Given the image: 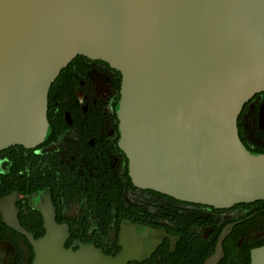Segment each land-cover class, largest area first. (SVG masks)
<instances>
[{"label": "water", "instance_id": "95a60500", "mask_svg": "<svg viewBox=\"0 0 264 264\" xmlns=\"http://www.w3.org/2000/svg\"><path fill=\"white\" fill-rule=\"evenodd\" d=\"M79 55L122 74L120 147L135 186L216 208L264 199V153L239 128L264 92V0H0V152L44 141L51 86ZM48 203L40 238L4 212L33 264H126L160 243L141 250L122 234L115 255L94 242L67 247L70 227ZM251 264H264V245Z\"/></svg>", "mask_w": 264, "mask_h": 264}, {"label": "flooded vegetation", "instance_id": "af4514ba", "mask_svg": "<svg viewBox=\"0 0 264 264\" xmlns=\"http://www.w3.org/2000/svg\"><path fill=\"white\" fill-rule=\"evenodd\" d=\"M76 58L67 66L70 79L55 81L60 89L50 90L44 141L0 152V202L12 196L0 209V264H27L32 252L4 212L40 238L49 199L59 223L103 231L101 239L92 231L74 238L70 232L68 247L94 242L115 255L128 245L125 234L141 241V250L160 240L150 255L126 264H251L264 242V199L216 208L135 186L120 147L122 74L105 61ZM263 106L264 92L244 106L239 128L248 143L264 144Z\"/></svg>", "mask_w": 264, "mask_h": 264}, {"label": "trees", "instance_id": "16d2710c", "mask_svg": "<svg viewBox=\"0 0 264 264\" xmlns=\"http://www.w3.org/2000/svg\"><path fill=\"white\" fill-rule=\"evenodd\" d=\"M77 59V58H76ZM75 59V60H76ZM75 60H73V62H71L70 64H69V66H71L73 63H74V61ZM68 69H69V67H66V68H64L63 70H62V72H61V74L59 75V77L56 79V82H58L59 80H64V81H67V79H70V78H68L69 76L68 75H70L69 73H68ZM56 82H54L55 84H56ZM52 84V86H51V91H53V90H55V89H57V90H59L60 88L58 87V88H56L55 87V84ZM245 110H246V108H245ZM245 110L241 113V115H240V117H239V127H242L243 128V114H244V112H245ZM241 135V138H242V140L244 141V143L247 145V147L249 148V149H251V150H253V151H256V152H262V153H264V144H259V143H257V142H252V143H248V141H247V139L242 135V134H240ZM261 136H262V139H264V133H261ZM98 215H103L102 213H99ZM39 232H41L38 236L40 237V236H42L43 234H44V229H40V230H38ZM89 231H92V233H93V237L94 238H98V239H101V237H102V235H101V233L103 232L102 231V229H90V228H71L70 229V232H71V235H72V238H74V237H78V236H80L82 233H84V235L86 236L88 233H89ZM25 242H26V244H27V246H28V248H30V250L32 251L31 252V256H30V258L27 260V264H33V260H34V252H33V248H32V245L29 243V241L28 240H25ZM72 242V240H70V242H68L67 244H66V246L68 247L69 246V244ZM262 245H264V242L261 244V246Z\"/></svg>", "mask_w": 264, "mask_h": 264}]
</instances>
